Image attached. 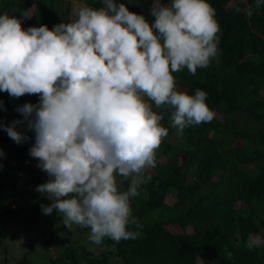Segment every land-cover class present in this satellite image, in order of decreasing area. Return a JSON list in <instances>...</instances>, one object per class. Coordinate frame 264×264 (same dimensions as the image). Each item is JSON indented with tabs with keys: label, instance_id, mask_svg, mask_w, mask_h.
<instances>
[{
	"label": "clouds",
	"instance_id": "obj_1",
	"mask_svg": "<svg viewBox=\"0 0 264 264\" xmlns=\"http://www.w3.org/2000/svg\"><path fill=\"white\" fill-rule=\"evenodd\" d=\"M239 2L246 6L234 10L248 18L264 6V0ZM101 5L79 7L71 22L51 29L24 30L15 15L0 14V91L39 96L37 104L16 109L23 120L0 128L19 144L28 137L16 126L26 122L34 132L29 154L49 177L31 185L51 201L41 205L43 213L55 209L69 230L90 229L95 244L140 235L131 201L150 179L146 173L168 135L153 106L169 111L177 135L213 120L207 93L178 89L173 73L186 68L195 75L218 60L221 31L208 0H154L151 23L124 3ZM262 244L253 235L247 247Z\"/></svg>",
	"mask_w": 264,
	"mask_h": 264
},
{
	"label": "trees",
	"instance_id": "obj_2",
	"mask_svg": "<svg viewBox=\"0 0 264 264\" xmlns=\"http://www.w3.org/2000/svg\"><path fill=\"white\" fill-rule=\"evenodd\" d=\"M80 1V7L102 6L101 0ZM114 2L124 3L150 23L154 20L150 13L154 0ZM208 2L216 9L221 28L218 60L198 68L195 75L186 68L173 75L178 89L190 95L196 89L205 91L206 104L215 115L211 122L177 135L169 111L153 106L163 113L161 123L168 135L156 152L155 168L146 173L150 179L131 201L133 215L142 224L140 235L118 243L105 238L99 247L92 241L81 246L54 230V219L61 218L55 209L51 215L43 213L41 205L51 203L47 196L33 206L32 194L27 198L30 206L13 202L17 194L23 196L4 190L12 181L9 172L20 175L24 192L49 179L29 154L34 132L24 122L16 127L28 139L19 144L0 128V264H264V244L247 247L250 236L264 238V6L254 8L248 18L234 10L246 6L239 0ZM71 5L72 0H0V14L15 15L24 30L41 24L51 29L75 18L69 16ZM0 102V123L8 125L23 120L16 109L37 104L39 96L14 98L0 91ZM128 183L124 181L121 190ZM36 218H42L41 224L49 225L51 232L31 230ZM21 223L20 230L32 237L25 238L19 253L14 244L10 250V240ZM81 229L89 236L90 229ZM40 245L45 248L40 250Z\"/></svg>",
	"mask_w": 264,
	"mask_h": 264
},
{
	"label": "rangeland",
	"instance_id": "obj_3",
	"mask_svg": "<svg viewBox=\"0 0 264 264\" xmlns=\"http://www.w3.org/2000/svg\"><path fill=\"white\" fill-rule=\"evenodd\" d=\"M30 1L32 3H35L36 2V0H30ZM78 2L83 5V2L80 1V0H72V5H71L70 10H69V16L73 15L75 13V11L80 7L78 5L79 4ZM56 6H58L57 8H60L59 5H56ZM148 171L150 172L151 170H148ZM8 177L12 181H10V183H8L7 185L4 186V190H9V191L14 190L16 192L21 193L22 196H23V198L21 199V198H19V196L17 194V197L18 198L13 200V202H15L17 205H20V203L23 204V202H25V204H28L29 201L27 200V198H29L31 196L30 194H32V197H33V199H31V203H30V205H32V206L35 205L36 201H39L40 198L42 197V195L39 192L34 191V190L31 191V192L30 191L29 192L28 191H26V192L22 191V188H23V186L21 184L22 179H21L20 175L17 174L16 172H9L8 173ZM34 179H35V177H34ZM41 183L42 182L40 181L39 184H41ZM167 201L168 202H173L174 199L173 198L172 199H168ZM59 218H61V219L60 220H58L57 218L54 219L53 226L55 227L54 230H56L64 238L70 239V241H72L73 243H76V244L81 245V246H84V244H88L90 242L88 234L84 233L79 226L73 225L72 229L69 230L63 224L62 217L60 216ZM42 221H43L42 218L41 219H39V218L34 219L33 224L31 226H29L30 229L33 230V231L39 232V233L40 232H43V233H45V232L46 233L51 232V229L52 228L51 227H49V229L46 228L49 225L48 226L47 225H42L41 224ZM47 224H48V222H47ZM22 226H23V224L21 223L20 226H18V229H17L18 232L10 240V243H12L11 244V248H10L11 251H13L12 250V245L14 244L13 245L14 250H16L15 248H18L17 251L19 253H22L23 252V247H25V245H26V244L24 245V242H26L25 241V238L28 237L30 239V237H32V235H30L28 233H24L22 230H20V228ZM171 228L172 229H176V226L171 227ZM21 242H23V244ZM39 247H40V250H42L43 248H45L44 245H40ZM98 247H99V245H98ZM92 248L96 249V246H94ZM96 252H98V251H96Z\"/></svg>",
	"mask_w": 264,
	"mask_h": 264
},
{
	"label": "built area",
	"instance_id": "obj_4",
	"mask_svg": "<svg viewBox=\"0 0 264 264\" xmlns=\"http://www.w3.org/2000/svg\"><path fill=\"white\" fill-rule=\"evenodd\" d=\"M36 188V187H35Z\"/></svg>",
	"mask_w": 264,
	"mask_h": 264
}]
</instances>
